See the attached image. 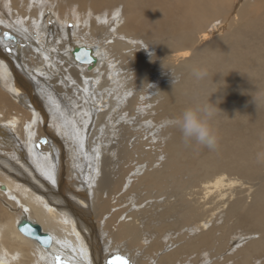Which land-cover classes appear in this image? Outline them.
I'll return each instance as SVG.
<instances>
[{
  "label": "bare ground",
  "instance_id": "1",
  "mask_svg": "<svg viewBox=\"0 0 264 264\" xmlns=\"http://www.w3.org/2000/svg\"><path fill=\"white\" fill-rule=\"evenodd\" d=\"M208 100L215 151L164 125ZM260 153L264 0H0V264H264Z\"/></svg>",
  "mask_w": 264,
  "mask_h": 264
},
{
  "label": "clouds",
  "instance_id": "2",
  "mask_svg": "<svg viewBox=\"0 0 264 264\" xmlns=\"http://www.w3.org/2000/svg\"><path fill=\"white\" fill-rule=\"evenodd\" d=\"M192 75L196 81L199 82L209 77L210 73L207 69L194 68L192 70ZM173 78V84L175 87L176 83H178V78L174 76ZM215 85L218 87L213 93L218 91L220 87L218 84ZM254 100L257 106H259L258 97H254ZM217 108L218 107L210 103L209 100L207 102H197L195 106L186 108L179 117L166 120L164 125L179 129L186 146H191L192 142H195L198 146H203L209 150L215 151L218 147V137L211 127L210 120L214 116ZM262 157H264V153L258 154V159Z\"/></svg>",
  "mask_w": 264,
  "mask_h": 264
},
{
  "label": "water",
  "instance_id": "3",
  "mask_svg": "<svg viewBox=\"0 0 264 264\" xmlns=\"http://www.w3.org/2000/svg\"><path fill=\"white\" fill-rule=\"evenodd\" d=\"M74 61L78 64H92L95 63V58L92 56V52L87 47L74 48L73 50ZM44 141V140H42ZM19 232L24 236L37 240L40 244L47 246L51 243V237L47 234H44L41 230V227L38 224H33L27 219H22L17 225ZM29 229L30 232H25L23 229ZM48 240L49 243L45 244L44 241Z\"/></svg>",
  "mask_w": 264,
  "mask_h": 264
},
{
  "label": "rangeland",
  "instance_id": "4",
  "mask_svg": "<svg viewBox=\"0 0 264 264\" xmlns=\"http://www.w3.org/2000/svg\"><path fill=\"white\" fill-rule=\"evenodd\" d=\"M72 9V8H71ZM49 10V11H48ZM74 10H76V8L74 9ZM68 11H70L69 9H66L65 10V14H63V15H67V16H70L69 14H68ZM43 14L45 15V16H47V18H49V20H52L51 21V26H53V24H54V27L57 25V21L59 20L58 19V17L56 18V16H55V14H54V11L52 10H50V9H45L44 10V12H43ZM51 14V15H50ZM105 14V13H104ZM49 16V17H48ZM51 17H52V19H51ZM56 19H58V20H56ZM74 18H64V21H67V22H70L69 24H71V22H73L74 20H73ZM48 23H50L49 21H48ZM7 49H9V48H7ZM7 49H6V52H9V51H7ZM11 53H12V49H11V51H10V55H11ZM149 75V74H148ZM158 76H159V74H157ZM147 97L148 96H146V99H147ZM145 107H148V105H146ZM143 133V132H142ZM151 137V136H150ZM141 139H144L145 141H146V139H147V137L146 136H143ZM42 140H46L47 141V138H45V137H42L41 139H40V142L42 141ZM42 144H45V143H42ZM146 146L143 148V151L144 152H150L153 156L154 155H156L157 154V152H159V153H161L162 151H163V149L161 148V149H158V148H156V146H158L155 142L152 144V141H150L149 140V142H146ZM142 156V155H141ZM143 157V156H142ZM158 159V158H157ZM159 159H161V157L159 158ZM129 203H131L130 201H129ZM231 223V224H230ZM230 223H228V225H227V227H230V225H232L233 223L232 222H230ZM227 229V228H226ZM224 231H225V229H223ZM243 230L244 229H237V230H234L233 231V233H234V235L231 237V238H235V239H237V238H239L241 235H243ZM223 231V232H224ZM178 233V232H177ZM176 233V234H177ZM235 239H233V241L235 240ZM217 244L219 245V242H217ZM217 244H215V245H217ZM214 246V245H213ZM213 246H212V248H213ZM212 248L211 249H209V250H212Z\"/></svg>",
  "mask_w": 264,
  "mask_h": 264
},
{
  "label": "snow or ice",
  "instance_id": "5",
  "mask_svg": "<svg viewBox=\"0 0 264 264\" xmlns=\"http://www.w3.org/2000/svg\"><path fill=\"white\" fill-rule=\"evenodd\" d=\"M5 35L7 36L8 34L5 33ZM10 38V37H9ZM7 51H11V49H7ZM41 143H47L46 140L44 141H41ZM43 175L53 184L55 185L56 184V176H55V171H54V168H51L49 170H46L43 172ZM23 231L25 232H30L29 229L25 228L23 229ZM45 244L49 243L48 240H45L44 241ZM55 260L57 262V264H68L67 261H63L61 259V257L59 255H57L55 257ZM106 264H133V261L126 255H123L119 252H114L111 254V256L107 259V262Z\"/></svg>",
  "mask_w": 264,
  "mask_h": 264
}]
</instances>
